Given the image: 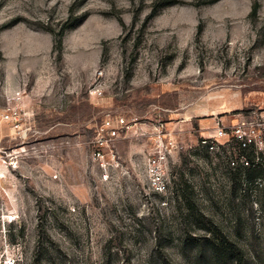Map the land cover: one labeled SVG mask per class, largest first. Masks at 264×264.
I'll return each mask as SVG.
<instances>
[{
    "label": "rangeland",
    "instance_id": "obj_1",
    "mask_svg": "<svg viewBox=\"0 0 264 264\" xmlns=\"http://www.w3.org/2000/svg\"><path fill=\"white\" fill-rule=\"evenodd\" d=\"M164 1L0 0V264H264V0Z\"/></svg>",
    "mask_w": 264,
    "mask_h": 264
},
{
    "label": "trees",
    "instance_id": "obj_2",
    "mask_svg": "<svg viewBox=\"0 0 264 264\" xmlns=\"http://www.w3.org/2000/svg\"><path fill=\"white\" fill-rule=\"evenodd\" d=\"M167 2H168V0H165L160 5H164ZM255 9H256V4L254 3L251 6V12L252 13L255 12ZM155 10H156V8L153 7L152 13H154ZM63 29H64L63 26L60 27V30L58 32L59 35L63 31ZM249 146H251V143H248V144H245V145L241 144V146H240V143H239V147L241 148L242 151L246 150ZM244 155H245L244 161H245L246 164L249 165V164H252L253 162H255L254 166L252 168V174L250 175V178L252 180L258 179L259 181H261V184H262L263 189H264V151H263V153L260 152V151H254L253 148L250 147V149H248V151L244 152ZM263 194H264V191H263ZM258 201H259V205H260V208H261V212H262L263 217H264V196L258 198ZM228 253L230 254V252H228Z\"/></svg>",
    "mask_w": 264,
    "mask_h": 264
},
{
    "label": "built area",
    "instance_id": "obj_3",
    "mask_svg": "<svg viewBox=\"0 0 264 264\" xmlns=\"http://www.w3.org/2000/svg\"><path fill=\"white\" fill-rule=\"evenodd\" d=\"M116 124L121 125L123 123V118L122 117H116L115 118ZM118 125H113L110 121V119L106 118L104 119L102 122H100L99 126H98V133L104 131L105 134L107 135L108 138H111L112 136H114L117 133V129L116 127ZM235 134L239 137L241 134L239 133L238 129H235ZM250 141V138H246L241 140V144L245 145L248 144V142ZM96 155H100L99 150H96Z\"/></svg>",
    "mask_w": 264,
    "mask_h": 264
}]
</instances>
